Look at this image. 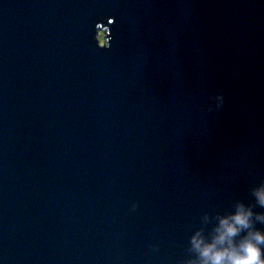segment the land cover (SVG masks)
<instances>
[{"label": "water", "instance_id": "95a60500", "mask_svg": "<svg viewBox=\"0 0 264 264\" xmlns=\"http://www.w3.org/2000/svg\"><path fill=\"white\" fill-rule=\"evenodd\" d=\"M262 198L264 0H0V264L264 260Z\"/></svg>", "mask_w": 264, "mask_h": 264}, {"label": "clouds", "instance_id": "9594fccd", "mask_svg": "<svg viewBox=\"0 0 264 264\" xmlns=\"http://www.w3.org/2000/svg\"><path fill=\"white\" fill-rule=\"evenodd\" d=\"M264 202V198H262ZM235 222L238 225L247 226V217L245 215L237 214L235 216ZM222 224L225 226V232L219 237V240L222 242L225 237H230L234 235L237 231L236 227L229 225L226 220L222 221ZM255 240L257 242H264V236H261L259 233L255 235ZM199 246V245H197ZM242 253H237L235 251L230 253L218 252L215 255H212L214 245L208 246L203 250V255L207 258H210L213 264H225L227 259V264H264V260L260 258V250L256 244L251 241H246L241 245Z\"/></svg>", "mask_w": 264, "mask_h": 264}]
</instances>
